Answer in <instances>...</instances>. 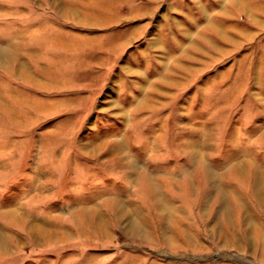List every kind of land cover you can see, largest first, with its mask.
Instances as JSON below:
<instances>
[{"label": "rangeland", "instance_id": "rangeland-1", "mask_svg": "<svg viewBox=\"0 0 264 264\" xmlns=\"http://www.w3.org/2000/svg\"><path fill=\"white\" fill-rule=\"evenodd\" d=\"M0 48V264H264V0H0Z\"/></svg>", "mask_w": 264, "mask_h": 264}, {"label": "bare ground", "instance_id": "bare-ground-1", "mask_svg": "<svg viewBox=\"0 0 264 264\" xmlns=\"http://www.w3.org/2000/svg\"><path fill=\"white\" fill-rule=\"evenodd\" d=\"M64 8V7H63ZM67 9V7L65 6V8H64V10H66ZM74 11H76V10H74ZM77 13V12H76ZM15 44V43H14ZM62 45V44H61ZM63 46V45H62ZM67 46V45H66ZM10 47V46H9ZM67 49V48H66ZM14 50V49H13ZM27 50V49H26ZM4 51V49L3 48H0V52H3ZM11 51V50H10ZM28 51V50H27ZM29 52V51H28ZM32 53V52H31ZM6 54H1V57L0 58H2L3 60H5L6 58V56H5ZM9 60V59H8ZM25 61V60H24ZM22 64H23V62H20V65H19V68H21V69H23L22 68ZM24 66V65H23ZM25 68V67H24ZM26 69V68H25ZM25 69H24V73H25ZM23 73V72H22ZM29 73H31V72H29ZM26 75V74H25ZM29 75V77L32 79L33 78V75H32V73L31 74H28ZM40 76V75H39ZM27 77V76H26ZM41 77V76H40ZM35 78V77H34ZM33 78V79H34ZM42 80V79H41ZM31 81V80H30ZM35 80H33V82H34ZM37 82H38V80H36ZM45 82V81H44ZM48 83V82H47ZM9 104H8V102L6 103L3 99H1V97H0V107L1 108H5V109H10L9 107H7ZM43 110V109H42ZM197 148V147H196ZM195 150V149H194ZM134 166V165H133ZM205 167V166H204ZM206 168V167H205ZM208 168V167H207ZM210 170H211V168H209ZM208 170V169H207ZM209 173V172H208ZM216 174V173H215ZM215 174H213V175H215ZM211 175H212V172H211ZM255 176H256V184H255V193H256V197H257V199L259 200V201H262V204L264 203V193H263V191H264V183L261 181V180H258L260 177H259V175H258V171L256 170V172H255ZM212 177V176H211ZM214 178V177H213ZM145 180V183L146 184H148V186H149V188L152 190L153 188H154V190H156L157 188H156V184H154V183H156V181L155 180H153V178L151 177V175H149V176H146V179H144ZM156 197H158L159 199H160V205H162L164 208H167L165 205H164V203H163V201H161L163 198L162 197H160V195L161 194H159V192H157L156 191ZM164 194V193H163ZM121 201H120V203L122 204V206L121 207H126V205L128 204L127 202L125 203V202H123L124 201V199L123 198H121L120 199ZM16 208H11V209H8L7 211H6V214H8V216H10L11 218H13L14 220H16V219H19L20 218V216L19 215H17V214H19L16 210H15ZM160 209V208H159ZM123 210V209H122ZM121 210V211H122ZM17 213V214H16ZM88 213V212H87ZM93 214H97L96 216H98L99 217V219H102V216H101V214L100 213H96V211L94 212V210H92L91 212H90V215H93ZM128 214H130V213H128ZM134 217V216H133ZM133 219V218H132ZM129 220V219H128ZM251 223V222H250ZM104 224V222H100V224L99 225H101L102 227L103 226H105V225H103ZM33 225V224H32ZM46 225V224H45ZM34 226V225H33ZM32 227V226H31ZM39 227V226H38ZM52 226H49V227H47V225L46 226H40V231H41V234L44 236V237H51L53 234L52 233H50L53 229L51 228ZM134 227V226H133ZM129 228H131V226H129ZM39 229V228H38ZM184 229V228H183ZM259 232V231H258ZM180 232H178V234H179ZM183 234L185 235V236H188V235H186V234H189L188 232H184L183 231ZM190 238V237H189ZM187 239H188V237H187Z\"/></svg>", "mask_w": 264, "mask_h": 264}]
</instances>
